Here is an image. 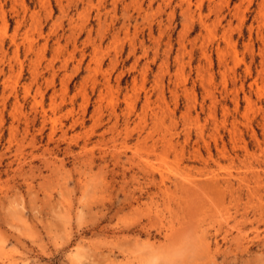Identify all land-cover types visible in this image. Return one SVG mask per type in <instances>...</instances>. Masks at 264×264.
<instances>
[{
    "label": "rangeland",
    "instance_id": "1",
    "mask_svg": "<svg viewBox=\"0 0 264 264\" xmlns=\"http://www.w3.org/2000/svg\"><path fill=\"white\" fill-rule=\"evenodd\" d=\"M0 264H264V0H0Z\"/></svg>",
    "mask_w": 264,
    "mask_h": 264
},
{
    "label": "bare ground",
    "instance_id": "2",
    "mask_svg": "<svg viewBox=\"0 0 264 264\" xmlns=\"http://www.w3.org/2000/svg\"><path fill=\"white\" fill-rule=\"evenodd\" d=\"M2 18V17H1ZM204 54H206V52L204 51ZM11 88H12V86H11ZM25 93V92H24ZM36 101V100H35ZM35 106V105H34ZM43 110V109H42ZM44 111V110H43ZM187 188V187H186ZM189 188V187H188Z\"/></svg>",
    "mask_w": 264,
    "mask_h": 264
}]
</instances>
